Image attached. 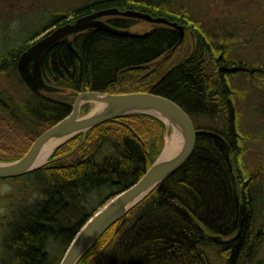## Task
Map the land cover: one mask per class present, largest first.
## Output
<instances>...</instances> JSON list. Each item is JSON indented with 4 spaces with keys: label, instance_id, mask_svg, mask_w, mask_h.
Listing matches in <instances>:
<instances>
[{
    "label": "trees",
    "instance_id": "trees-1",
    "mask_svg": "<svg viewBox=\"0 0 264 264\" xmlns=\"http://www.w3.org/2000/svg\"><path fill=\"white\" fill-rule=\"evenodd\" d=\"M109 8L184 26L196 36L194 52L169 62L180 41L176 28L148 23L149 29L138 32L133 28L144 21L110 16L104 19L109 25L143 36L77 33L45 57L44 87L26 86L18 61L36 38ZM33 36L0 54V162L24 156L40 134L71 113L83 91L165 96L187 112L196 129V146L185 165L110 227L77 264H264V203L252 197L264 180V165L245 171L246 135L238 131L236 106L247 89L231 81L240 74L253 81L264 73L261 64L232 58L230 40L216 41L189 8L158 0L88 2L57 13ZM2 78L11 88L17 79L23 88L12 94ZM81 110L87 113L90 104ZM165 136L166 124L158 117L127 114L74 135L35 171L6 179L17 181V208L0 217V264H60L89 217L158 159ZM239 228V236L229 240ZM214 235L229 241L219 244Z\"/></svg>",
    "mask_w": 264,
    "mask_h": 264
},
{
    "label": "water",
    "instance_id": "water-1",
    "mask_svg": "<svg viewBox=\"0 0 264 264\" xmlns=\"http://www.w3.org/2000/svg\"><path fill=\"white\" fill-rule=\"evenodd\" d=\"M114 15L170 25L180 32L178 45L182 43L185 36L184 26L171 22L167 18L154 17L148 13L130 9L124 11L118 8L98 10L77 18L73 23L68 22L55 27L38 38L19 58L18 71L23 82L32 91H38V89L44 87L42 68L45 57L63 40L69 39L77 33L97 29L122 37L143 36V34L130 30L115 28L103 20L104 17ZM69 46L79 58L82 72V59L71 42ZM87 103L101 104L103 107L92 115H89L91 111L82 114L81 108ZM133 113H146L158 117L166 124V133L170 126L179 130L183 137L182 146L178 153L171 158H163L162 152L137 182L110 199L107 204L87 220L68 246L60 264H77L87 250L110 227L143 200L164 179L185 165L196 146V129L191 117L175 101L159 94L150 92L112 94L100 91H83L76 97L71 113L40 134L23 157L13 162H0V179L24 176L46 163L47 160L41 164L38 160L41 150L47 142L51 140L60 141L52 150V154L74 135L112 119ZM241 222L242 218L240 225ZM239 234L240 228L237 234L229 240L236 239ZM213 240L219 244L229 241L224 239L222 235H214Z\"/></svg>",
    "mask_w": 264,
    "mask_h": 264
},
{
    "label": "rangeland",
    "instance_id": "rangeland-1",
    "mask_svg": "<svg viewBox=\"0 0 264 264\" xmlns=\"http://www.w3.org/2000/svg\"><path fill=\"white\" fill-rule=\"evenodd\" d=\"M92 1L95 0H0V54L18 47L25 40L44 30L48 23L55 19L57 13ZM158 1L170 2V6L175 8L183 6L189 8L194 19L200 22L204 30L210 36L213 35L216 41L228 39L231 41V46L235 44L230 51L232 58L244 60L250 64L258 63L264 67V13L262 16L254 14L242 16L240 0ZM148 23L150 22L144 21L137 24L133 30L143 32L150 28L152 23ZM260 24L262 27L254 36L255 29ZM184 40H186L185 43ZM193 40L194 36L191 33H185L182 43L170 54L169 62L179 61L191 54L194 49ZM253 77V81L245 74L231 78L235 87L243 91L247 89V94L243 99L238 98L239 102L236 106L238 131L246 135L244 143L246 153L243 158L245 171H252L264 165V73L257 72ZM1 81L12 94H15L16 89L20 91L23 88L19 87L17 79L13 81L12 88L8 86L9 82L5 78ZM89 104L92 111L95 103ZM170 127L169 131L172 132L173 127ZM169 131L166 133L163 150L167 137L171 133ZM235 173L238 177L237 170ZM260 185L258 191L253 192V203H264V180ZM11 208H17V181L1 179L0 217Z\"/></svg>",
    "mask_w": 264,
    "mask_h": 264
},
{
    "label": "bare ground",
    "instance_id": "bare-ground-1",
    "mask_svg": "<svg viewBox=\"0 0 264 264\" xmlns=\"http://www.w3.org/2000/svg\"><path fill=\"white\" fill-rule=\"evenodd\" d=\"M171 58V57H170ZM155 94V93H154ZM102 105L101 104H95V107L92 109V111L90 112L89 115H92L93 113H96L98 111H100L102 109ZM34 143V142H33ZM60 143V141H49L47 142L42 150H41V153H40V156H39V163H43L44 161H46V159L49 157V155L51 154L52 150ZM182 143H183V137L181 135V133L179 132V130L173 128V131L170 133V135L167 137V140H166V145H165V148L163 150V158H171L173 156H175L178 151L180 150L181 146H182ZM32 146V145H31ZM31 148V147H30ZM29 148V149H30ZM27 153V152H26ZM25 153V154H26ZM23 157V156H22ZM148 170V169H147ZM125 190V189H124ZM122 192V191H121ZM119 194V193H118ZM116 196V195H115ZM114 196V197H115ZM112 199V198H111ZM108 203V202H107ZM106 203V204H107ZM105 205V204H104ZM103 205V206H104ZM102 206V207H103ZM101 207V208H102ZM99 208V209H101ZM98 209V210H99ZM97 210V211H98ZM95 211L93 213V215L97 212ZM92 215V216H93ZM91 216V217H92ZM89 217V219L91 218ZM88 219V220H89ZM74 239V238H73ZM65 254V253H64ZM0 256L2 257L3 256V253L0 252ZM64 256V255H63ZM63 258V257H62ZM62 260V259H61Z\"/></svg>",
    "mask_w": 264,
    "mask_h": 264
},
{
    "label": "flooded vegetation",
    "instance_id": "flooded-vegetation-1",
    "mask_svg": "<svg viewBox=\"0 0 264 264\" xmlns=\"http://www.w3.org/2000/svg\"><path fill=\"white\" fill-rule=\"evenodd\" d=\"M240 1L242 3V8H241L242 9V12H241L242 16L245 17V16H249L251 14H254L256 16H262V14L264 13V0H240ZM261 27H262V24L258 25V27L255 30L258 32L261 29ZM187 33H191L192 36H194L193 44H194V48H195L196 36L191 31H187L186 34ZM193 52L194 51H192L191 53H193ZM250 73H253V72H250Z\"/></svg>",
    "mask_w": 264,
    "mask_h": 264
}]
</instances>
